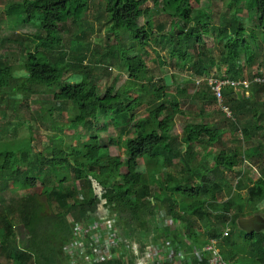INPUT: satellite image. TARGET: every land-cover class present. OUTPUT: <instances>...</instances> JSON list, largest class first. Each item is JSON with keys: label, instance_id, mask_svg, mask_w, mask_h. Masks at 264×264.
Wrapping results in <instances>:
<instances>
[{"label": "trees", "instance_id": "1", "mask_svg": "<svg viewBox=\"0 0 264 264\" xmlns=\"http://www.w3.org/2000/svg\"><path fill=\"white\" fill-rule=\"evenodd\" d=\"M148 1L163 8V15L169 21L167 33H162V28L159 31L150 28L149 10L145 7ZM223 2L232 15L228 28L212 26L210 13L200 11L201 0H99L95 20L101 26H108L109 33L105 40L106 53L98 63L116 61L129 74L122 87L115 89L106 82L103 92L98 80L88 72L90 66L84 64L91 43H78L77 49L82 52L75 56L73 50L64 52L61 40L56 37L69 23L83 32L92 0H22L5 9L6 17L16 26L30 23L44 36L35 38L33 50L23 55L20 69L24 76L15 74L11 65L13 59L8 64L7 58L0 59L3 120L7 119V110L16 112L24 98L42 88L51 93L53 99V103L44 102L45 107L36 109L46 122L56 111L63 115L64 105L70 104L73 115L65 129L91 128L100 113L125 133L129 132L128 127L133 129L132 136L126 134L125 138L109 141V145L117 149L115 156L96 136L78 145L65 143L62 135L54 136L45 153L34 152L30 136L22 143L0 144V191L9 188L26 193L18 207H9L0 215V242L6 255L5 264H65L62 249L73 236L68 217L74 222L85 223L108 215L116 216V232L123 234V240H133L140 247L151 239L173 241L185 234L196 246L216 240L222 256L230 264H264V231L246 234L236 224L239 218L249 214L247 208L255 211L256 205L264 201V172L247 187V200L241 194L232 196L228 190L229 198L218 203L217 195L228 187L226 182L213 179L209 171L199 174L190 162L193 148L200 142L208 149L223 144L220 130L213 124L182 122L177 125L182 142L172 138L176 118L183 115L179 101L186 91L178 88L177 95L170 96L166 87L154 82V66L151 65L154 60L146 62L154 51L149 46L161 45L166 39L170 59L177 66L189 67L194 77L202 82L217 67L223 69V73L213 78L242 83V65L245 64L251 74L260 54L258 66L264 69V0ZM243 8L253 12L254 27H247L240 17ZM212 32L218 33L221 41L218 60L206 44ZM164 63L159 56L153 64L163 66ZM69 71H75L73 74L80 80L64 82ZM257 77L264 79V70L261 75L252 76L248 83L250 91L263 87L254 82ZM58 82L62 83L61 87L53 89ZM240 88L244 90L243 86ZM231 89L230 85L226 86L222 90L223 97L236 91ZM196 97L201 110L206 104L217 102L213 94L198 92ZM244 105L251 106L252 117L242 123L240 137L244 144H249L257 131L264 138V110L258 108L264 109V100L257 105L251 95L243 97L238 106L243 108ZM142 107L145 112L138 120L137 113ZM235 121L238 120H234L237 129ZM64 128L58 129L62 133ZM253 155L252 151L238 147L228 152L222 150L213 156L212 169L216 172L233 170L251 160ZM176 161L185 166L187 176L183 183L186 187L164 173V169ZM77 182L85 189L80 198L75 188ZM156 189H160V193ZM177 195L183 197L179 203ZM185 199L191 203H186ZM175 207L180 209L178 213ZM160 209L176 219L178 227L174 231L163 232L157 228ZM198 223L212 224L204 233V240H200L194 229ZM227 225L230 231L224 237L222 230ZM19 236H23V240ZM104 264L122 263L109 261Z\"/></svg>", "mask_w": 264, "mask_h": 264}, {"label": "rangeland", "instance_id": "2", "mask_svg": "<svg viewBox=\"0 0 264 264\" xmlns=\"http://www.w3.org/2000/svg\"><path fill=\"white\" fill-rule=\"evenodd\" d=\"M22 0H0V59H8L7 64L11 59L14 63L11 64L15 68V74L18 77L24 76V71L21 68L22 57L33 50L35 38L43 37V33L32 24L15 25L13 20H9L6 17L5 9L11 4H17ZM99 0H92V7L88 14L85 16L84 24L82 26L83 32L80 31L77 26L69 23L64 31H60L56 34L57 39L61 41V49L64 52L73 50V55H79L82 52L77 49L78 45H85L88 42L90 45V53L84 64L90 66L91 70L88 71L92 77L98 80V86L100 90H105L104 84L107 82L109 85H114L115 89L122 87L126 84L129 74L127 69L122 65L113 61L112 64L98 63L101 56L106 53V38L108 37L109 27L101 26L95 20L97 14V4ZM200 11L210 13L212 16V26L227 27L230 25L232 15L229 13L227 6L223 0H201ZM149 10V25L150 28L159 31L160 28L164 29L162 33H167L169 29V21L163 15V8L155 6L151 1L145 5ZM247 27H254L256 25L253 12L243 8L240 15ZM93 29V30H91ZM126 41V40H125ZM166 39H163L161 45L151 44L149 46L152 52V57L147 59L146 62L154 60L151 65L154 66V82L160 86L167 88L166 93L170 96L177 95V89H185L186 94L180 98V109L183 112L182 116L176 118V125L171 130V137L178 142H182L181 135L177 125L182 122H188L190 124H213L216 126L223 137V144H219L215 149H208L203 145V142L197 144L193 149L192 161L190 162L193 170L199 174H203L207 171L212 173L213 179L220 181L222 179L226 182L227 186L224 191L217 195V202L222 203L229 198V195L237 196L241 194L244 199H248V188L252 182L259 179L260 175L264 172V138L260 132H256L252 141L249 144H244L240 137V129L242 123L246 120H251V106H241L243 97H249L252 95L253 101L257 105H261L264 100V83L261 90L250 91L249 88H238L229 96L223 97V102L228 110H225L219 102L213 104H206L201 110L200 101L197 99L196 94L198 92H204L212 95L207 84L203 81L197 80L194 77L189 67L177 66L173 59H170L169 53L166 51ZM80 43V44H78ZM127 43V41H126ZM78 44V45H77ZM207 47L212 50L213 55L218 60L221 53V41L219 40L218 33L212 32L209 38L206 40ZM163 58L165 62L163 66L153 64L158 57ZM259 55L257 65L252 69V73L247 70L245 64L242 65L241 80L246 84L251 82L252 76L263 73V67L260 65ZM79 61V60H76ZM258 66V67H257ZM98 68V69H97ZM254 72V73H253ZM75 71H69L65 76L64 82H77L80 77L76 76ZM223 73V69L215 67L212 69L207 77H220ZM253 74V75H252ZM252 75V76H251ZM264 80V79H263ZM62 83L58 82L52 88L55 90L61 87ZM249 85V84H248ZM45 89H39L35 94L28 95L24 98V102L16 108V112L12 109L7 110V119L3 118V113L0 112V144L6 143H22L23 140L31 137L32 147L34 152L45 153L46 149L50 148V140L54 136H63L64 142L68 144L78 145L77 143H83L86 140L96 136L99 138L102 145H107L108 151L111 155H117L116 147L110 146L109 141L116 139L117 137H126V134L132 136V127H128L129 132H124L120 128H116L112 122L105 119L103 113H100L96 124L91 128H78V129H65L64 126L68 124V119L73 115V110L70 104H65L62 110L63 115H59L57 111L54 117L46 122L41 119L37 110L39 107H45L46 103H53L52 94L45 92ZM235 90V89H231ZM44 104V105H43ZM223 104V103H222ZM255 105L254 103H252ZM142 107L137 113L136 119L140 120L141 115L145 110ZM240 108V110H238ZM259 110H264L261 106H258ZM4 109V108H3ZM37 109V110H36ZM143 110V111H142ZM18 114V118L16 117ZM238 128L234 125V120ZM7 122V123H6ZM5 124L4 127L2 125ZM64 128L63 132L59 131ZM98 128V130L96 129ZM238 147L241 150H250L254 153V157L251 160L239 164L233 170L222 169L220 172L213 171V156L224 150L228 152L233 148ZM211 150V153L208 152ZM165 175L172 176L173 179L179 184L184 186L183 178L187 176L185 166L178 161L169 165L164 169ZM164 182L167 183V179L164 177ZM214 181V180H213ZM78 187L76 191L79 193L78 197L83 196L85 189L81 182H77ZM248 187V188H247ZM228 190H231L230 194ZM159 191L160 189H156ZM25 191H12L7 188L4 191H0V215L5 213L9 207H18L21 198L25 196ZM168 196L169 194L166 193ZM183 197L177 195L176 201L179 203ZM200 198H205L201 196ZM198 198V199H200ZM186 203H191V200L185 199ZM165 208V207H164ZM256 210L247 208L249 214L239 218L236 222L237 227L240 228V221L252 220L259 218L264 223V201L259 202L256 205ZM163 210V209H162ZM175 211L178 213L180 209L175 207ZM217 214V213H215ZM109 216V215H108ZM194 219H196L194 217ZM216 222V220H214ZM212 224L204 225L199 224L194 228L200 240L205 239L204 233H206ZM178 227L176 219L174 220L173 228ZM226 227H229L227 225ZM226 227L222 230L225 231ZM230 228V227H229ZM264 231V224L259 228ZM123 236V234H120ZM124 237V236H123ZM19 239L23 240V236H19ZM181 241L182 236L179 238ZM133 241V240H131ZM127 242V240H126ZM129 243V242H127ZM129 245V244H128ZM6 255L2 250L0 242V263L5 264Z\"/></svg>", "mask_w": 264, "mask_h": 264}, {"label": "built area", "instance_id": "3", "mask_svg": "<svg viewBox=\"0 0 264 264\" xmlns=\"http://www.w3.org/2000/svg\"><path fill=\"white\" fill-rule=\"evenodd\" d=\"M206 81L221 106L222 90L226 86L230 85L235 90L240 86L248 88L245 82L230 83L213 77ZM254 82L262 84L264 80L257 77L254 78ZM68 222L73 229V236L62 249L65 264H104L109 261H118L122 264H230L222 256L216 240H209L203 246H196L182 234L181 241L151 239L140 247L135 241L125 242L116 232L115 215L94 218L85 223L74 222L68 217ZM173 225L174 219L165 210L160 209L157 215V228L163 232H171L174 231ZM229 231L230 228L226 227L223 236H228Z\"/></svg>", "mask_w": 264, "mask_h": 264}, {"label": "water", "instance_id": "4", "mask_svg": "<svg viewBox=\"0 0 264 264\" xmlns=\"http://www.w3.org/2000/svg\"><path fill=\"white\" fill-rule=\"evenodd\" d=\"M263 221L259 218L252 220H242L240 221V229H242L246 234L259 233V229L263 225Z\"/></svg>", "mask_w": 264, "mask_h": 264}, {"label": "crops", "instance_id": "5", "mask_svg": "<svg viewBox=\"0 0 264 264\" xmlns=\"http://www.w3.org/2000/svg\"><path fill=\"white\" fill-rule=\"evenodd\" d=\"M178 240H180V239H178ZM178 240H173V241H178Z\"/></svg>", "mask_w": 264, "mask_h": 264}]
</instances>
